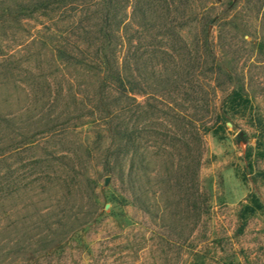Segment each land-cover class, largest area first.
Masks as SVG:
<instances>
[{"label": "rangeland", "instance_id": "374dc122", "mask_svg": "<svg viewBox=\"0 0 264 264\" xmlns=\"http://www.w3.org/2000/svg\"><path fill=\"white\" fill-rule=\"evenodd\" d=\"M36 4L0 0V264H264V0ZM86 44H113L129 96ZM237 86L196 179L190 118Z\"/></svg>", "mask_w": 264, "mask_h": 264}, {"label": "trees", "instance_id": "16d2710c", "mask_svg": "<svg viewBox=\"0 0 264 264\" xmlns=\"http://www.w3.org/2000/svg\"><path fill=\"white\" fill-rule=\"evenodd\" d=\"M58 4V8L60 9L63 6L64 0H37L36 5H41L45 7H50L52 3ZM20 4V3H19ZM16 3V5H19ZM35 5V4H34ZM107 36V34L105 33ZM108 38V37H107ZM93 46V50L89 47ZM54 56L56 59H62L67 57L68 59H75L72 54V49H66V46L54 48ZM85 56L83 55V61H86V65L91 67V69L96 70L98 74L101 75V89L104 90L107 88L108 84L111 82L113 84V88L117 91H122V94L125 93L127 96L129 93L134 91L133 88L127 85L128 80L123 75L122 70L120 69L119 64L116 61L113 44H86ZM75 61V60H74ZM201 84V83H200ZM115 86V87H114ZM142 93V92H138ZM129 96V95H128ZM162 98V97H161ZM163 99V98H162ZM116 109L118 111L124 110L128 105L122 101L120 98L119 101L116 100ZM164 101L169 104L170 101L164 99ZM249 98L244 94L243 87L237 86L232 89V91L227 95L221 107L215 106L213 104V100L209 101V109L207 110V114L205 116H196L197 118H190L193 126L191 128V135L193 138L192 143V162L194 166L193 174L198 179V173L200 169L201 159L203 157V153L205 151V135L207 133H212L213 135H218L221 131L226 128V116L227 111H240L247 107L249 103ZM115 105V104H114ZM210 113V117L214 118L211 125H208V114ZM177 115L180 121V127L178 130L181 131V142H184V136L186 133V126L184 123L185 118H189L190 114L185 112V110L177 109ZM126 135V134H125ZM128 139L125 136V141ZM181 150V149H180ZM181 170H187V167L181 166ZM198 181V180H197ZM198 191V188H197ZM263 208V205L256 199H252V203L247 204L243 207L240 216L242 218H246L247 215L254 213L257 210Z\"/></svg>", "mask_w": 264, "mask_h": 264}, {"label": "water", "instance_id": "95a60500", "mask_svg": "<svg viewBox=\"0 0 264 264\" xmlns=\"http://www.w3.org/2000/svg\"><path fill=\"white\" fill-rule=\"evenodd\" d=\"M235 1H236V0H232V4H233ZM238 135H239V138L245 140V138H244V132H243V131H240ZM107 182H108V179H106V183H107Z\"/></svg>", "mask_w": 264, "mask_h": 264}]
</instances>
